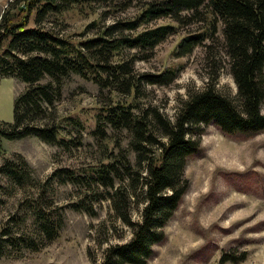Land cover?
I'll return each mask as SVG.
<instances>
[{"label": "trees", "instance_id": "16d2710c", "mask_svg": "<svg viewBox=\"0 0 264 264\" xmlns=\"http://www.w3.org/2000/svg\"><path fill=\"white\" fill-rule=\"evenodd\" d=\"M112 1L115 0H13L6 5L0 15V79L14 77L27 88L15 99L13 122L0 124V143L33 137L62 149L69 147L70 140L60 135L58 126L44 127L36 121L44 119L45 106H52L61 96L64 80L72 74L93 81L100 90L110 89L130 98L137 95L142 82L172 83L177 78L174 70L136 76L132 59L113 62L111 58L124 48L151 53L177 31L175 24L206 25L204 32L189 34L180 40L179 57L189 55L206 39L215 42L218 25H221L222 49L235 84V98L217 92L214 89L216 76L209 75L202 89L188 92L187 98L179 102L173 121L156 108L135 113L134 102H115L104 110L103 120L112 130L127 131L128 151L134 154V165L121 150L114 160L96 164L85 175L64 169L53 172L40 183L20 155L5 160L0 166V176L7 185H0V190L7 189L6 195L10 196L11 187L34 188L38 199L25 197L22 200L24 209L30 212L32 234L12 231L10 222L3 225L0 259L9 257L10 249L36 251L58 237L64 221L62 213L55 214V210L61 208L50 209L41 202V193L48 192L50 185L89 182L96 187V192L87 193L85 197L93 196L95 203L107 199L115 220L128 227L132 234L127 242L108 246L99 264H147L154 255L153 247L165 241L164 228L188 190L184 171L188 160L202 152L200 139L204 128L215 125L228 136L264 132V114L261 113L264 0H153L142 6L135 19L114 22L103 28L96 38L77 43L52 28L41 26L48 16L62 14L75 6H107ZM160 19H169L174 24L137 32L141 25ZM44 80L47 82L41 83ZM140 196L143 201L140 219L133 222L130 205L138 202ZM72 205L74 210L91 215L84 200ZM51 207H55L53 202ZM242 259L224 254L219 264H238Z\"/></svg>", "mask_w": 264, "mask_h": 264}, {"label": "rangeland", "instance_id": "374dc122", "mask_svg": "<svg viewBox=\"0 0 264 264\" xmlns=\"http://www.w3.org/2000/svg\"><path fill=\"white\" fill-rule=\"evenodd\" d=\"M11 1L0 0V15ZM149 1L153 0H115L107 6L78 5L62 14L48 16L41 26L52 28L74 43L82 42L96 38L114 22L135 19ZM32 21L33 16L30 25ZM165 24L174 23L160 19L141 25L137 32ZM175 26L177 31L151 53L124 48L111 61L132 59L136 76L174 70L176 80L168 85L142 82L137 95L130 98L110 89L100 90L93 81L72 74L64 80L61 96L53 105L43 104L44 119L36 121L44 127L58 126L60 135L70 140L69 147L62 149L33 137L2 140L0 166L20 155L33 170L34 178L42 183L53 172L64 169L85 175L96 164L114 160L121 150L134 165V154L128 151L127 131L112 130L103 120L104 110L115 102H134L135 113L156 108L173 121L179 102L187 98L188 92L202 89L209 75L216 76L217 92L234 99L236 88L222 49L221 25L215 42L206 39L184 57L177 53L180 40L204 32L206 25ZM26 88L25 83L14 77L0 79V124L13 122L15 99ZM261 113L264 114V102ZM200 140L202 152L188 160L184 171L188 190L164 228L165 241L153 247L154 255L147 264H219L224 254L237 260L243 258L238 264H264V132L228 136L215 125H209ZM57 183L41 193V202L50 209L61 208L55 210V214L62 213L64 221L58 237L44 247L38 244L40 248L36 251L10 249L11 255L1 258L0 264H99L108 246L131 238V230L115 220L107 199L95 203L93 196L85 197L96 192L92 183ZM0 185H7L1 176ZM6 190H0V230L5 222H10L12 231L32 234L30 212L24 209L22 200L38 199L35 189L11 187L10 196ZM80 200L88 204L91 215L73 209L72 204ZM141 200L140 196L138 202L130 205L133 222L140 219ZM51 202L55 207H51Z\"/></svg>", "mask_w": 264, "mask_h": 264}]
</instances>
